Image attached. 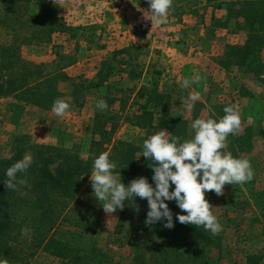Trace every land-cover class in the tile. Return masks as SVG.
Instances as JSON below:
<instances>
[{"label":"rangeland","instance_id":"obj_1","mask_svg":"<svg viewBox=\"0 0 264 264\" xmlns=\"http://www.w3.org/2000/svg\"><path fill=\"white\" fill-rule=\"evenodd\" d=\"M46 1L26 2L22 12L45 13L46 25L52 29L50 39L48 30H41L45 39H37L30 27L21 28L15 18L4 24L0 15V63L7 76L22 70L52 73L62 69L68 79L59 78L58 88L70 107L57 117L52 105L41 107L15 95L1 96L0 158L8 159L28 144H50L86 156L99 111L96 102L107 93L110 99L105 111H113L119 120L116 137L143 146L146 130L125 118L140 109L144 99L138 98L137 91L149 81H158L163 92L171 91L167 92L171 115L189 121L186 138L180 142L194 136L190 125L195 117L219 120L222 106L231 105L239 112L241 128L227 136L225 151L247 159L254 175L243 184L224 185L222 195L209 191L205 199L221 225L215 235L223 245L221 264H243L250 254L259 255L264 264V50L262 64L252 70L235 64L229 56L230 47L244 44L247 38L237 26V6L231 12L226 4L218 7L207 0H172L167 24L152 28L151 23L142 31L136 21L145 19L147 0ZM185 78L193 82L181 88ZM190 92L199 95L187 109L181 99ZM113 175L125 184L121 174ZM93 191L89 176L77 197L97 210L100 227L85 235L106 252L102 264H132L131 225L128 220L123 228L117 225L128 201L123 210L107 214ZM177 223L171 229L160 223L156 231L166 233ZM158 235L147 234L152 244L159 241ZM22 253L25 258L14 264H66L42 249L28 256L29 249L24 247ZM211 254L216 256V249Z\"/></svg>","mask_w":264,"mask_h":264},{"label":"trees","instance_id":"obj_2","mask_svg":"<svg viewBox=\"0 0 264 264\" xmlns=\"http://www.w3.org/2000/svg\"><path fill=\"white\" fill-rule=\"evenodd\" d=\"M31 1L34 0H0L1 21L6 24L15 18L21 28L30 27L32 36L37 39H45L41 30H48L47 39H50L52 29L46 25L45 13L22 12L23 4ZM36 1L47 3L46 0ZM207 1L216 2L218 7L226 4L231 12L235 10L233 6H237V26L246 32L247 38L244 44L236 43L228 51L229 56L235 58V64L249 66L251 70L262 64L264 0ZM25 14L27 17L23 21ZM72 62L71 59L68 64ZM59 78L62 81L68 79L60 68L52 73L22 70L7 76L0 63V97L15 95L41 107L50 106L55 99L64 98V93L58 88ZM137 96L144 102L125 121L144 128L147 138L160 131L169 137L179 138V142L186 138L189 121L171 115V95L159 89L158 81L141 85ZM102 99L109 103V94L103 95ZM225 106H222L220 118L224 115ZM118 127L116 113L99 110L95 114L94 137L86 156L50 144H28L18 147L12 157L0 158V264H14L24 259V247L29 249L28 256L42 249L65 260L66 264H102L106 261V252L91 236L85 235V232L94 233L99 229V214L92 205L81 203L77 197L83 180L91 175L94 159L101 153H108L109 159L116 163L113 173L121 174L125 184L141 176L153 183V170L149 166L150 161L142 156V146L116 137ZM26 153L30 154L32 164L26 173H18V178L25 183L18 185L17 190L10 191L3 183L5 171ZM127 201L128 209L122 213L117 225L123 228L127 220L131 225L135 249L132 264L222 263V243H217V238L203 226L178 222L176 229L158 233L156 230L161 222L152 225L144 223L148 211L146 198L136 197ZM166 203L173 218L177 213L184 214L174 200ZM22 229L28 231L22 234ZM152 232L159 234V241L153 244L147 236ZM214 249L218 254L216 256L211 254ZM260 259L259 255L250 254L243 264H260Z\"/></svg>","mask_w":264,"mask_h":264},{"label":"clouds","instance_id":"obj_3","mask_svg":"<svg viewBox=\"0 0 264 264\" xmlns=\"http://www.w3.org/2000/svg\"><path fill=\"white\" fill-rule=\"evenodd\" d=\"M148 10L144 18L154 25L168 22V10L172 0H147ZM195 81L200 77L196 76ZM185 78L181 88H188L190 83ZM198 93H189L182 98L187 109L192 108V101ZM69 103L64 98H57L52 104V111L62 117L69 110ZM108 107L106 101L100 99L96 108L104 111ZM224 115L219 120L212 118H196L190 127L194 130L191 140L179 142L175 136L169 137L164 131L152 134L143 141L142 156L150 161L153 170L152 182L146 177H139L124 184L113 175L116 163L109 159L108 153L99 154L93 161L90 175L93 195L102 205L105 213L111 214L117 209H124L125 200L132 201L139 197L147 200L148 211L145 225L161 222L163 227H174L173 213L166 201H175L184 213H177L175 220L182 224H190L203 228L215 236L221 231V225L212 213V206L205 199V192L214 191L223 194L224 185L243 184L251 181L254 175L250 162L244 158L233 157L227 148L226 138L240 131L239 112L233 106H225ZM32 159L24 155L5 171L3 181L6 189L17 190L25 181L18 178L30 168ZM154 184V186H153ZM174 186V187H173ZM170 187L172 190L170 191ZM28 231L22 229V234Z\"/></svg>","mask_w":264,"mask_h":264},{"label":"built area","instance_id":"obj_4","mask_svg":"<svg viewBox=\"0 0 264 264\" xmlns=\"http://www.w3.org/2000/svg\"><path fill=\"white\" fill-rule=\"evenodd\" d=\"M136 25L137 27H139L140 30L144 31L150 27L151 21L147 19L137 20ZM157 36L160 37L161 35H157Z\"/></svg>","mask_w":264,"mask_h":264},{"label":"crops","instance_id":"obj_5","mask_svg":"<svg viewBox=\"0 0 264 264\" xmlns=\"http://www.w3.org/2000/svg\"><path fill=\"white\" fill-rule=\"evenodd\" d=\"M192 70H193V69H192ZM165 92H171V91H169V90L166 91V90H165ZM91 135H92V132H91Z\"/></svg>","mask_w":264,"mask_h":264}]
</instances>
